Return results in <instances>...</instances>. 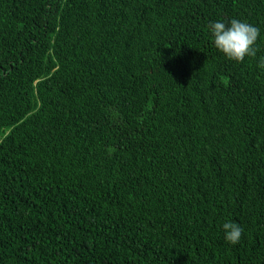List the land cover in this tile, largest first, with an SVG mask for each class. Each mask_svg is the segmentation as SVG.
<instances>
[{
	"label": "trees",
	"instance_id": "trees-1",
	"mask_svg": "<svg viewBox=\"0 0 264 264\" xmlns=\"http://www.w3.org/2000/svg\"><path fill=\"white\" fill-rule=\"evenodd\" d=\"M261 58L264 0H0V264H264Z\"/></svg>",
	"mask_w": 264,
	"mask_h": 264
},
{
	"label": "clouds",
	"instance_id": "clouds-1",
	"mask_svg": "<svg viewBox=\"0 0 264 264\" xmlns=\"http://www.w3.org/2000/svg\"><path fill=\"white\" fill-rule=\"evenodd\" d=\"M214 46L229 60L242 62L246 56L255 57L258 48L255 46L260 29L243 20L232 18L227 24L223 21L210 22ZM258 67L264 68V58H261ZM224 239L236 244L242 235V228L233 221L223 223Z\"/></svg>",
	"mask_w": 264,
	"mask_h": 264
}]
</instances>
